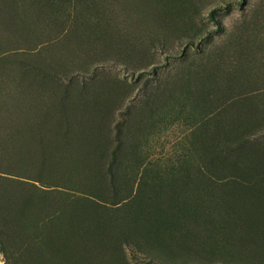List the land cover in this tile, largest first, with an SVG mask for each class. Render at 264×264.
I'll use <instances>...</instances> for the list:
<instances>
[{"label": "rangeland", "instance_id": "1", "mask_svg": "<svg viewBox=\"0 0 264 264\" xmlns=\"http://www.w3.org/2000/svg\"><path fill=\"white\" fill-rule=\"evenodd\" d=\"M0 264H264V0H0Z\"/></svg>", "mask_w": 264, "mask_h": 264}]
</instances>
